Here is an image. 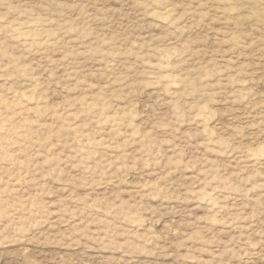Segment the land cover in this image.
Masks as SVG:
<instances>
[{"label": "rangeland", "instance_id": "374dc122", "mask_svg": "<svg viewBox=\"0 0 264 264\" xmlns=\"http://www.w3.org/2000/svg\"><path fill=\"white\" fill-rule=\"evenodd\" d=\"M0 264H264V0H0Z\"/></svg>", "mask_w": 264, "mask_h": 264}]
</instances>
